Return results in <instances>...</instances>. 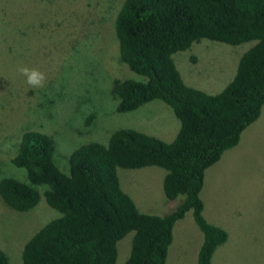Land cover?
<instances>
[{
    "label": "trees",
    "instance_id": "obj_1",
    "mask_svg": "<svg viewBox=\"0 0 264 264\" xmlns=\"http://www.w3.org/2000/svg\"><path fill=\"white\" fill-rule=\"evenodd\" d=\"M43 10L27 22L36 33L44 25L38 17ZM3 17L1 24L10 30ZM12 30L7 31V46ZM113 32L118 59L140 77L112 79L114 110L131 111L158 99L170 107L178 128L169 141L118 128L106 141L91 139L69 150L57 164L50 135L1 128L0 137L12 149L8 162L23 169L25 178L21 181L2 170L1 201L27 211L41 191L45 203L58 212L24 243L20 264H116L117 242L129 232L128 251L120 264H167L172 227L187 212L201 232L196 264H210L227 234L203 216V174L237 145L264 105V0H121ZM200 39L230 45L250 42L231 78L215 93L185 84L172 59L173 53ZM26 90L28 96L35 92L32 86ZM93 117L87 114L84 124ZM143 166L164 170L161 188L167 201L182 197L169 212L140 211L122 190L118 170ZM0 264H9L1 249Z\"/></svg>",
    "mask_w": 264,
    "mask_h": 264
},
{
    "label": "rangeland",
    "instance_id": "obj_2",
    "mask_svg": "<svg viewBox=\"0 0 264 264\" xmlns=\"http://www.w3.org/2000/svg\"><path fill=\"white\" fill-rule=\"evenodd\" d=\"M120 1L0 0V86H4L0 88V135L6 126L15 132L24 128L45 132L53 138L56 164L81 143L106 141L118 128H133L165 141L174 136L179 123L161 100L147 101L131 111L114 110L117 100L110 93L112 79L140 78L118 59L113 17ZM41 7L44 10L38 17L44 25L36 33L27 22L36 19L33 15ZM2 17L10 30L1 24ZM11 29L14 36L7 46ZM249 45L200 39L173 53L172 59L185 84L215 93L231 78L238 56ZM21 67L44 73L39 92L34 87L35 92L27 95L30 86ZM87 114L94 117L84 124ZM0 139V174L7 170L6 175L24 181L23 169L8 162L12 153L8 142ZM231 148L205 169L200 190L204 218L227 234L210 264H264V105ZM163 174L155 166L118 170L122 190L137 208L158 215L169 212L182 198L166 200ZM55 216L58 212L45 203L41 191L36 205L22 212L0 199V249L9 264H20L24 243ZM130 236L129 232L117 242L116 264L126 257ZM173 241L167 264H196L201 242L197 226L195 231L177 230Z\"/></svg>",
    "mask_w": 264,
    "mask_h": 264
},
{
    "label": "clouds",
    "instance_id": "obj_3",
    "mask_svg": "<svg viewBox=\"0 0 264 264\" xmlns=\"http://www.w3.org/2000/svg\"><path fill=\"white\" fill-rule=\"evenodd\" d=\"M21 74L26 77V83L32 87H42L45 81L44 73L40 72L39 70L32 68L29 69L28 67H21L19 69Z\"/></svg>",
    "mask_w": 264,
    "mask_h": 264
},
{
    "label": "crops",
    "instance_id": "obj_4",
    "mask_svg": "<svg viewBox=\"0 0 264 264\" xmlns=\"http://www.w3.org/2000/svg\"><path fill=\"white\" fill-rule=\"evenodd\" d=\"M237 146V145H236ZM203 209H204V206H203ZM183 229H193L195 231V225H194V222L191 218V216L189 215V213L187 212L185 214V216H183V218L177 220L173 227H172V240H171V243L170 245L168 246V250L171 248L172 244H173V239L176 235V231L177 230H183ZM166 262H167V257H166Z\"/></svg>",
    "mask_w": 264,
    "mask_h": 264
}]
</instances>
